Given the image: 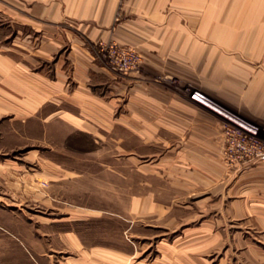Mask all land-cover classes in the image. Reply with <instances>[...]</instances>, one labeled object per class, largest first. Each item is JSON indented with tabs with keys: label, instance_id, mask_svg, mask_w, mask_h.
<instances>
[{
	"label": "crops",
	"instance_id": "crops-1",
	"mask_svg": "<svg viewBox=\"0 0 264 264\" xmlns=\"http://www.w3.org/2000/svg\"><path fill=\"white\" fill-rule=\"evenodd\" d=\"M109 39L137 48L150 73L173 74L182 85L190 87L189 92L173 96V109L166 108V93L160 92L158 96L150 93L143 99L158 102V109L148 110L149 116L161 120L155 128L158 133H173L175 142L186 150L176 157L188 159L200 169L181 177L199 181L207 189L215 180H225L223 171L214 167L219 164L225 145L222 127L214 118L223 114L197 97L214 101L261 125L256 118L264 117V0H0V126L3 130L26 134L33 140L43 138L53 144L57 141L62 149L73 148V142H79L81 149H96L104 144L105 136V140L115 142V147L121 141L123 148L133 151L135 117L140 116L138 113L147 115L146 109L118 111L117 103L103 100L88 86L90 70L100 67L85 42ZM68 44L69 57L63 50ZM40 62L56 66V76L39 71ZM70 63L80 80L73 92L66 85L65 66L69 67ZM170 115L174 118V129L167 128V121L163 120ZM120 116L126 119L119 120ZM119 128L123 135L119 134ZM143 131L151 133L150 128ZM131 158L133 166L134 157ZM96 161V157H86L78 164L92 165ZM50 164L52 170L62 171L54 173V179L79 181V188L97 186V175L86 168L73 172L70 164L74 162L50 158ZM108 174L112 175L109 171ZM128 177L129 174L127 181ZM130 178V192L127 184L125 192L121 195L118 192L116 199L110 201L123 209L115 212L130 213V217H124L127 224L130 221L126 236L123 234L119 242H111L109 246L87 248L80 236L67 231L66 237L74 241L69 244L75 252L72 258L87 261L88 254L94 253L95 259L102 261L105 251L117 262L128 261L135 252L129 238L134 234L135 212H170L165 208L167 205L153 199V194L144 199L136 197L133 171ZM235 179L242 193L234 201L236 208L224 207L221 218L246 222L255 238L249 239L247 245L253 250L255 260L264 262V162L245 166ZM94 198L93 207L88 210L102 214L104 204L99 197ZM76 207L80 212L88 211L82 205ZM181 207L187 215L176 213L171 218L185 221L181 223L183 231L173 239L164 237L158 246L170 251V262L175 260V263L169 264H178L180 243L190 245L186 251L181 249L186 261L190 264L204 261L199 255L213 250L220 239V234L215 235L211 230L215 226V208L212 205L193 210L194 204Z\"/></svg>",
	"mask_w": 264,
	"mask_h": 264
},
{
	"label": "rangeland",
	"instance_id": "rangeland-1",
	"mask_svg": "<svg viewBox=\"0 0 264 264\" xmlns=\"http://www.w3.org/2000/svg\"><path fill=\"white\" fill-rule=\"evenodd\" d=\"M116 44L133 47L114 39L85 42V46L91 51L92 59L98 62L100 67L97 70H90L88 86L92 87L96 95L103 100H112L114 104L117 103L118 111L125 112L127 108H134L139 112H143V109H146L145 112L158 109V102L143 99L150 93L158 96L160 92L162 95L166 93L168 97L166 108L173 109V96L179 92L190 91V87L182 85L180 78L173 74L150 73V70L144 66L143 54L137 48L139 59L136 58L135 70H130L126 74L114 69L110 64L109 51L116 47ZM63 50L64 55L67 56L70 44ZM58 55L56 53V59ZM52 66V63L48 65L40 62L39 71L51 77L56 76L57 68ZM59 71L62 74V70ZM65 71L68 74L67 89L73 92L78 88L80 81L74 74L73 63H70L69 67L66 64ZM193 95L197 97L196 93ZM197 98L223 114V118L217 116L214 118L216 124L222 127L221 135L225 141L221 160L214 167L223 171L225 180H215L213 186L208 189L199 181L181 177L182 174H190V171L196 172L200 169L192 165L188 159L176 157V154L182 156L181 152L184 153L186 150L182 149L180 143L175 142L173 133L166 134L164 131L158 133L155 128L160 125L161 120L158 116H149V112L145 116L138 113L140 116L135 117L137 128L133 138L134 150L129 152L121 146V141L119 147H115V142L105 140V136L104 144L97 146L96 149H81L78 147L79 142H73L75 146L71 149H62L61 143L57 141L53 144L43 138L33 140L26 134L5 132L0 126V264L175 263V260L170 262L172 260L171 257L169 259L170 251L160 248L158 244L164 237L173 239L183 231L181 223L185 221L177 222L171 217L176 213L182 216L187 215L186 209L183 212L181 207L185 204H194L193 210L197 208L201 210L213 205L215 226L211 230L215 235L220 234L214 249L199 255L200 259L206 260L192 262L193 264H264L255 260L253 250L247 245V242H250L249 239L255 240V238L254 233L246 227V222L232 217H223L224 220L221 218L224 207L236 208L234 201L242 193L241 186L235 183L237 175L245 166L261 161H247L240 164L229 162L225 154L226 131L233 127L251 130L256 127L259 135L264 138V117L256 118L261 122V125H258L214 101L204 97ZM190 105L199 108L197 105ZM122 119L125 120L126 117L120 116L119 120ZM163 120L167 121V124L163 123L167 125V128L174 129V118L171 115ZM145 128H150L151 133L143 131ZM118 131L120 135H123L121 128ZM113 132L114 129L112 134ZM175 144L178 148H175ZM53 145H55L54 148H52ZM86 157H96L97 161L92 165L78 164L79 161L82 163V158ZM128 157L130 159L127 161ZM131 157H134L133 166ZM50 158L74 162L70 164L73 172L78 173L85 168L91 171L97 175L96 188L94 184L79 188V181L54 179L56 177L54 173L62 171L52 170ZM107 170L112 175L108 174ZM132 171L135 196L144 199L153 194V199L167 205L165 208L170 212L167 214L135 212L134 234H130L129 237L135 252L134 256L128 261H123L124 263L111 259L112 255L105 251L102 261L95 259L94 253L88 254L87 261L72 258L75 252L69 244H73L74 241L70 236L66 237L67 231H71L72 236L74 234L80 236L87 248L96 245L109 246L111 242L114 244L116 241L119 242L123 234L126 236L125 229L130 225V221L127 224L124 217L127 215L130 217V213L119 212L123 211L122 207L117 208L116 204L110 201L116 199L115 195L118 192L120 195L121 192H125L127 184H129L130 192ZM127 174H129V181L126 179ZM99 184L102 186L100 187ZM95 196L97 199L99 197L104 204H99L103 208L102 214L88 210L93 207ZM76 205H82L88 211L80 212ZM73 207L75 210L68 209ZM117 209L119 211L115 212L114 210ZM185 245L181 243L178 245V260L180 257L182 260H177L178 264H190L184 259L185 255L181 254V249L185 251L190 249L189 243Z\"/></svg>",
	"mask_w": 264,
	"mask_h": 264
},
{
	"label": "built area",
	"instance_id": "built-area-1",
	"mask_svg": "<svg viewBox=\"0 0 264 264\" xmlns=\"http://www.w3.org/2000/svg\"><path fill=\"white\" fill-rule=\"evenodd\" d=\"M111 66L122 73H128L136 68V58L139 54L135 47L118 46L109 51ZM138 63V62H137ZM258 128L254 130L244 127L228 128L225 154L231 163H245L261 160L264 162V138L259 135Z\"/></svg>",
	"mask_w": 264,
	"mask_h": 264
}]
</instances>
